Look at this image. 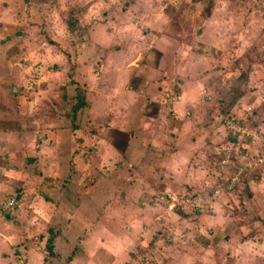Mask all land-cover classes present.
Wrapping results in <instances>:
<instances>
[{
  "label": "rangeland",
  "instance_id": "rangeland-1",
  "mask_svg": "<svg viewBox=\"0 0 264 264\" xmlns=\"http://www.w3.org/2000/svg\"><path fill=\"white\" fill-rule=\"evenodd\" d=\"M0 264H264V0H0Z\"/></svg>",
  "mask_w": 264,
  "mask_h": 264
},
{
  "label": "trees",
  "instance_id": "trees-1",
  "mask_svg": "<svg viewBox=\"0 0 264 264\" xmlns=\"http://www.w3.org/2000/svg\"><path fill=\"white\" fill-rule=\"evenodd\" d=\"M238 99H240V97H238ZM75 100H76V103L74 104V106L70 110L71 111L70 116H71L72 126L74 125L75 120H76L78 114L86 106L85 92L82 91V90H80V89H76V97H75ZM235 102L236 101H234V103L230 105V108H232L234 106ZM52 240H53V235H52L51 238H49L48 243H47V248H48V252H49V255L50 256L53 255V244H52Z\"/></svg>",
  "mask_w": 264,
  "mask_h": 264
},
{
  "label": "built area",
  "instance_id": "built-area-1",
  "mask_svg": "<svg viewBox=\"0 0 264 264\" xmlns=\"http://www.w3.org/2000/svg\"><path fill=\"white\" fill-rule=\"evenodd\" d=\"M10 205H12V204H10Z\"/></svg>",
  "mask_w": 264,
  "mask_h": 264
}]
</instances>
